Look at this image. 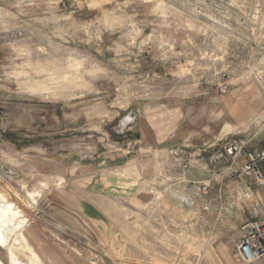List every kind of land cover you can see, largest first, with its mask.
<instances>
[{"label": "rangeland", "instance_id": "1", "mask_svg": "<svg viewBox=\"0 0 264 264\" xmlns=\"http://www.w3.org/2000/svg\"><path fill=\"white\" fill-rule=\"evenodd\" d=\"M249 104L264 0H0V264H241L260 187L169 151L264 150Z\"/></svg>", "mask_w": 264, "mask_h": 264}, {"label": "built area", "instance_id": "2", "mask_svg": "<svg viewBox=\"0 0 264 264\" xmlns=\"http://www.w3.org/2000/svg\"><path fill=\"white\" fill-rule=\"evenodd\" d=\"M224 92V91H223ZM169 156L173 163L187 172L196 157L205 159L211 169L231 170L240 163L243 176L262 189V196L252 202L248 218L240 226V235L234 246V256L241 264H264V177L259 164L264 161V150L251 151L238 139H224L194 150L189 146L172 147Z\"/></svg>", "mask_w": 264, "mask_h": 264}, {"label": "crops", "instance_id": "3", "mask_svg": "<svg viewBox=\"0 0 264 264\" xmlns=\"http://www.w3.org/2000/svg\"><path fill=\"white\" fill-rule=\"evenodd\" d=\"M242 103V102H241ZM240 102H238V105L239 104H241ZM236 110V109H235ZM261 111V108H256V107H254V105L252 106L251 104H249V106L247 107V108H245V110H242V111H234L233 112V116L235 117V118H239L240 120V122H238V123H240V124H243L245 121H247L248 119H252V117H255L256 115H258V113ZM264 117V114H261V115H259V116H257V117H255L252 121H254L255 119H260L261 117ZM251 121V122H252ZM222 140H224V139H222ZM221 139L220 140H217V141H215V143L216 142H220V141H222ZM209 145H211V144H209ZM260 151V150H259ZM196 167V166H195ZM233 167L234 168H237V167H240L239 165H233ZM259 169H260V171L262 172V174H263V177H264V161H262L260 164H259ZM260 191H261V196H262V189L260 188ZM260 198V197H259ZM258 198V199H259Z\"/></svg>", "mask_w": 264, "mask_h": 264}, {"label": "bare ground", "instance_id": "4", "mask_svg": "<svg viewBox=\"0 0 264 264\" xmlns=\"http://www.w3.org/2000/svg\"><path fill=\"white\" fill-rule=\"evenodd\" d=\"M263 120L264 118H260V119H255L254 121H252L256 126H261L263 124ZM127 121L125 120L124 123H126ZM187 200V199H186ZM184 201V200H183ZM13 210L11 208V205L10 204H7L4 205L2 208H0V217L4 218L7 216L8 213H12ZM14 213V212H13ZM17 215V214H16ZM3 248V240L0 236V250H2ZM13 257V256H12ZM13 259V258H12ZM11 264H19L17 263V261H15L14 259L12 260V263Z\"/></svg>", "mask_w": 264, "mask_h": 264}]
</instances>
